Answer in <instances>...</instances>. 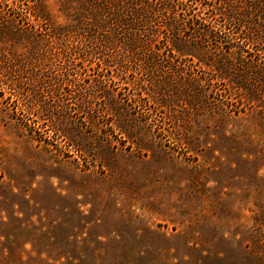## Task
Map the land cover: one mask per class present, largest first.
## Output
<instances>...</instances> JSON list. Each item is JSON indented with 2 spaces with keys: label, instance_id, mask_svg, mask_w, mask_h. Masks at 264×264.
Masks as SVG:
<instances>
[{
  "label": "rangeland",
  "instance_id": "rangeland-1",
  "mask_svg": "<svg viewBox=\"0 0 264 264\" xmlns=\"http://www.w3.org/2000/svg\"><path fill=\"white\" fill-rule=\"evenodd\" d=\"M189 3L152 9L155 28L195 9L197 41L245 9ZM39 9L66 24L75 7L0 0V264H264V54L222 33L194 55L114 41L67 57L68 38L97 44L57 43ZM228 50L242 85L218 77Z\"/></svg>",
  "mask_w": 264,
  "mask_h": 264
},
{
  "label": "trees",
  "instance_id": "trees-1",
  "mask_svg": "<svg viewBox=\"0 0 264 264\" xmlns=\"http://www.w3.org/2000/svg\"><path fill=\"white\" fill-rule=\"evenodd\" d=\"M34 1L36 2L37 0ZM67 2L75 7V9L69 11L70 13H66L71 21L69 23L58 24L53 20L51 21L46 14L40 12V9L37 10V13L33 14L36 17V20L41 19L43 21H50L51 24L49 23V25L51 26L48 27L47 35L50 36V38H53V40H56L57 43L64 35H68L67 38L70 35H74L73 38L76 35H80L84 40L88 38L89 42L92 41L94 45L97 44L96 47H90V49L86 44L81 47V49H78V43L75 44L74 39L71 40L72 37L68 38V41L61 43L63 49L64 47L66 48L65 51L67 52V57L72 54H78V56H82L86 53L92 54L94 51L96 52V50L105 49L107 44L114 41L120 42L121 46L131 53H134L137 49H150L151 55L154 56L159 55L158 53L160 52H165L171 56L174 55L175 52L181 55H194L195 51H199L202 43H205L206 38H208V41L210 39L209 37H214L217 42L218 38L223 37L222 33L225 34V36H231V40L241 41V51H244L245 45L251 44L252 47H255L257 54H264V23H262L260 27L253 29L246 24L241 27L244 18H254L257 23H259L261 22L259 17L261 18L263 15L262 20L264 21V14L259 13V11L264 9V0H195L196 5L199 3V5L204 7L211 6L217 8L221 6L230 8L226 12H221L220 17L224 19L233 18L235 16L233 9L237 10V8H245L243 12H239L241 13V16L238 17V23L236 26L231 27L227 26L226 23H223L225 26L222 28V25H213L216 29H208L206 33L196 35L197 41H195V37H193L194 41L190 40L191 35L188 33L192 29L199 31L202 25L201 21L206 20V18L202 16L199 17V13L195 14V9H181L182 11H188H183L187 13L188 17H166L165 24L163 25L164 27L157 29L154 26L156 25L155 22L157 19L153 16V12L151 11L152 9H164L162 10L163 13L164 11L170 12L174 10L175 7H193V3H189V0H67ZM216 10L219 11L220 9H208L211 17L214 16ZM163 14L165 15V13ZM212 18L216 19L215 16ZM106 31H108V33H106ZM98 32L102 33L100 40L99 38L97 40V37H95V34ZM186 35L189 36V38H186ZM35 44L38 49L46 48V40L43 36L36 38ZM99 44L102 45L103 48H101ZM241 51L237 52L228 50L226 54L223 53V56L215 59V69L220 79L230 77V75H228L229 72L235 71L233 73V77L235 78L234 81L237 84H243L241 83L243 78L241 76L242 70L236 68L229 59L235 58L241 60ZM29 53V56L31 57L34 54V51L31 50ZM38 57L39 60L43 59V52H40ZM146 71L150 76L148 80L152 83L157 81L156 83L159 84L156 87L162 88V81L158 82V80L152 76V71L150 69ZM104 92L105 94L101 92V95L98 96L104 97L108 94L107 91L104 90ZM92 96L94 97V95ZM119 130L120 133L125 132L127 134V131L122 129Z\"/></svg>",
  "mask_w": 264,
  "mask_h": 264
}]
</instances>
